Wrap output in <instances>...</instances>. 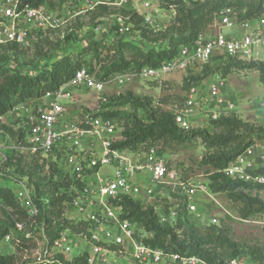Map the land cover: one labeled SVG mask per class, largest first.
Here are the masks:
<instances>
[{"label":"built area","instance_id":"obj_1","mask_svg":"<svg viewBox=\"0 0 264 264\" xmlns=\"http://www.w3.org/2000/svg\"><path fill=\"white\" fill-rule=\"evenodd\" d=\"M161 1L78 0L74 3L70 0L60 8L50 9L47 5L31 7L23 0H0V45L16 44L29 49L50 33L63 34L65 25L99 6L133 11L143 17V26L161 31V25L155 22ZM243 12L238 8L221 10L207 30L198 34L193 42L179 47L174 58L157 68H140L132 76L160 83L165 75L181 74L186 77L188 73L198 74L206 67L222 63L225 58L264 64V12L254 19L240 20L239 15ZM105 20L107 27L100 23L95 31L104 27L105 34L107 29L117 27L119 36L130 31L131 24L120 15ZM124 76H116L118 83H123L121 78ZM105 82L80 68L69 82L58 89L18 104L0 116V123L5 124L7 119H12L22 127L30 153L55 163L53 179L70 183L65 188L70 196L65 216L74 224H88L86 232L62 230L45 248L43 257L37 263L65 264L66 256L75 247L82 249L79 255H84L86 264H112L118 260L131 264H205L195 256L168 254L147 245L139 235L141 227L131 218L122 217V207L118 204L122 196L146 203L145 200L158 196L156 192L164 186H171L185 201L187 212L198 216L194 200L209 191L204 183L182 180L180 173L169 169L165 158L152 145H144L135 152L113 148L116 141L107 136L117 129L115 118L89 113L71 117L68 103L74 89L99 93ZM224 93L222 81H210L205 90L198 82H193L187 97L172 110L177 127L188 129L191 119L199 115L208 120L234 115V101ZM105 165L113 167V174L102 178L99 170ZM263 166L264 139L247 147L222 172L233 181L262 185L264 172L259 170ZM146 172L149 185L139 181ZM15 196L30 216L37 214L25 183H18ZM177 209L167 216L157 215L160 224L172 226L177 218ZM145 234L151 235L149 232ZM58 256H62L63 260ZM239 261L240 258L229 264H239Z\"/></svg>","mask_w":264,"mask_h":264},{"label":"trees","instance_id":"obj_2","mask_svg":"<svg viewBox=\"0 0 264 264\" xmlns=\"http://www.w3.org/2000/svg\"><path fill=\"white\" fill-rule=\"evenodd\" d=\"M47 1L23 0V3L31 7L47 5L50 9H55L68 0H58L52 6L47 4ZM77 1L73 0L74 3ZM159 6L174 12L162 31H153L143 26V17L133 11L99 6L89 13L94 15L97 22L83 38L86 44L78 53L56 54L50 62L40 66H28L23 70L14 56L8 59H2L3 56H0V116L10 112L18 104L58 89L69 82L80 68H85L101 81H106L111 76L136 72L143 67L157 68L163 62L174 58L179 47L193 42L198 34L207 30L217 14L225 8L243 9L244 12L239 15L240 20L254 19L264 12V0H163ZM113 15L124 17L126 23L131 24L130 31L119 36L117 27H112L107 29L103 37H96L97 25ZM71 28L63 34L59 33L68 43L80 39L78 28ZM0 49L15 56L26 50L16 44L0 45ZM225 62L227 69L238 66L257 71L259 80L264 82L263 63L232 58H225ZM95 65L99 67L97 73L94 71ZM226 67L221 63L219 67L213 66L211 72H220V76L225 78L228 74ZM219 69L225 70L221 72ZM207 75L208 72L205 71L200 74L188 73L183 78V90L188 91L193 82H199ZM103 100L105 103L100 104L102 109L131 103L144 114V120L114 110H99L93 114L115 118L124 125L126 130L121 132V140L113 143V148L135 152L144 145L156 148L161 142L184 143L200 140L205 149L200 165L212 169L206 184L208 191L213 194L225 193L231 206L242 219L264 214V200L247 192L253 189L264 192V184L233 181L226 178L222 172L227 164L247 147L264 139V126L243 121L236 115H227L209 120L213 131L180 129L174 122L173 111L154 107L149 96L140 97L127 92ZM0 132L16 144L25 145L23 129L17 123L0 124ZM157 151L164 157L161 150ZM54 164L52 160H44L37 154H33L29 161L16 157L7 159L3 164L4 172L13 177L14 182L24 181L37 209V214L30 216L17 201L12 188L0 186V242L5 237H10L17 252L26 248V244L31 242L36 234L38 237L44 236L50 245L59 233L67 228L71 233L86 232L88 224H74L65 216L66 204L70 200L65 188L69 187L70 183L67 180L53 179ZM168 167L171 169L169 164ZM259 172H264V166ZM118 204L122 207L123 218H131L143 232L151 233V238L145 240V243L165 253L195 256L205 264H229L232 260L244 256H248L253 264H264V247L250 242L233 241L229 230L224 226L199 227L192 224L182 212L183 206L174 225L163 226L158 220V212L150 204L126 196H122ZM183 205L185 208V201ZM28 233L32 234L31 237H27ZM58 258L63 260L62 256ZM15 262L13 253L0 254V264ZM71 264H86L84 255L74 257Z\"/></svg>","mask_w":264,"mask_h":264},{"label":"rangeland","instance_id":"obj_3","mask_svg":"<svg viewBox=\"0 0 264 264\" xmlns=\"http://www.w3.org/2000/svg\"><path fill=\"white\" fill-rule=\"evenodd\" d=\"M58 0H48L47 4L54 5ZM66 1L65 3L69 2ZM174 12L170 10L158 9L155 14V22L161 25V31L167 26L170 19L173 17ZM97 22L93 14H87L74 20L70 24L64 26L63 30H67L75 26L78 28V41L74 43H68L64 40L60 32H54L46 35L42 40L38 41L32 47L26 50H22L21 54L17 56L4 52L0 49V56L2 59H8L10 56H14L16 62L21 66L22 70L26 67L40 66L49 60H52L56 54L65 52L66 54L78 53L81 47L86 44L84 37L90 32L94 23ZM108 23V22H107ZM106 20L102 23L105 27ZM103 28L100 31L96 30V37L102 36ZM96 29V28H95ZM106 32V31H105ZM82 38V39H81ZM108 42V40L106 41ZM226 67L225 60L222 62ZM221 64V63H220ZM216 64L213 66H220ZM213 66H209L202 72H208V75L201 79L198 83L201 89H206L210 81H222L224 83V95L234 100V115L238 116L241 120L255 124L256 126H264V82L259 80V74L257 71L247 68H239L238 66L230 67L227 69L228 74L225 78L220 76V72L217 74L212 73ZM99 67L94 66L95 73L98 72ZM221 72L225 69H219ZM121 78L123 83H118L117 75L109 77L101 92L97 93L92 90H83L80 88L74 89L69 98L68 108L71 117L80 116L83 114H94L99 110L102 111H119L125 114L134 115L137 118L144 120V114L138 108L131 103L120 105L116 107H109L102 109L100 104H104L103 98H110L113 95H123L127 92H131L135 96H149L152 98L153 106L165 109L174 110L175 106L180 104L186 97L187 91L182 88L183 76L181 74H169L165 75L163 81L148 82L142 81L139 78L132 76L134 72L123 73ZM200 74V73H199ZM5 124L11 125L15 123L12 119H7ZM2 124V123H0ZM117 129L107 136L108 139L114 141L121 140V132L125 131L123 124L117 121ZM189 129H206L213 131L210 126L209 120L205 116H196L191 119ZM158 150H161L165 160L169 164L172 170H176L180 173L181 179L189 182L196 183H208V176L212 172V169L208 166H201L200 160L205 154V149L200 143V140H193L184 143L166 142L156 145ZM28 147L26 145L16 144L6 134L0 132V186H9L15 192L17 190L18 183H24V181L14 182L13 177H10L4 172V163L9 158L22 157L27 161L32 157ZM178 169V170H177ZM113 174L112 166H102L99 170V175L102 178H106ZM139 181H142L144 185H149L148 173H143ZM247 192L253 196L264 200V192L253 190H247ZM159 195L155 198L145 200V204H150L154 207L159 216H167L176 207L177 215L181 206L183 211L189 218V222L199 227L215 225L224 226L229 230V234L235 242H250L252 244L264 247V214H256L249 218L242 219L239 217L235 209L231 206L229 199L225 193L213 194L207 192L204 195H200L195 198L197 206L198 216L186 212L184 208V200L180 198L171 186H164L158 192ZM143 203V202H142ZM215 220V221H213ZM174 223H172V226ZM171 226V225H170ZM68 229V228H67ZM141 230L139 235L143 240H148L151 235H146ZM32 234L28 233L27 237H31ZM13 240V239H12ZM10 237H5L0 242L1 254H14L16 262L15 264H38V260L43 257L45 248L48 247L46 238L38 237V234L34 235V239L27 243L26 248L22 251H15L14 242ZM81 248H72L70 254L65 260V263L71 264L74 257L78 256L81 252ZM63 258V257H62ZM112 264H131L128 261H120ZM239 264H253L248 256L240 258Z\"/></svg>","mask_w":264,"mask_h":264},{"label":"crops","instance_id":"obj_4","mask_svg":"<svg viewBox=\"0 0 264 264\" xmlns=\"http://www.w3.org/2000/svg\"><path fill=\"white\" fill-rule=\"evenodd\" d=\"M230 99H232V97L230 98ZM233 100V99H232ZM234 101V100H233Z\"/></svg>","mask_w":264,"mask_h":264}]
</instances>
